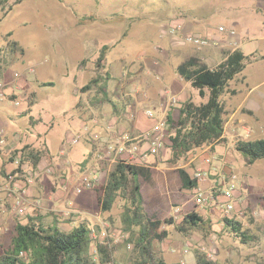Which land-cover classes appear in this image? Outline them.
<instances>
[{
    "label": "rangeland",
    "instance_id": "rangeland-1",
    "mask_svg": "<svg viewBox=\"0 0 264 264\" xmlns=\"http://www.w3.org/2000/svg\"><path fill=\"white\" fill-rule=\"evenodd\" d=\"M177 19L185 23L180 36L195 34L216 37L224 42L227 34L220 33V27L228 31L235 28L238 33L241 27L245 35L251 29L250 38L242 42L241 50L247 56L256 51L264 55V27H261L264 0H6L4 9H0V82L8 86L6 99L0 103V114L7 126L0 131L4 134L8 131L13 137L18 135L21 144L29 143L37 149L48 150L49 147L53 157L49 151L44 156L50 161L49 168L39 170L42 173L45 169H53L51 174L46 175L55 180L54 174L59 172L55 173L56 167L50 166L61 160L58 156L68 148L72 154L74 148H82L86 144L96 145L94 140L100 138H85L82 135L84 125L89 126L88 133L94 135L92 129L97 125L93 121L98 120L99 126L102 125L108 109L121 116L129 99L126 97L129 87L136 86V93L132 95L135 103H139V110H152L158 118L166 121L163 107L167 106L168 112H179L181 103L172 105L167 100L164 91L169 89L164 81L167 76L177 72L183 61H189V56L195 58L203 51L193 47H175L172 37L161 36V30L171 20ZM13 42L17 44L14 50L11 46ZM106 46L105 58L98 63ZM210 48L219 49L223 59L230 53V48L221 43ZM173 54H176V59L171 57L166 64L167 75L160 76L155 71L163 62L157 58ZM112 64L118 69L111 72ZM253 66L262 71L263 75L259 74L258 79L260 76L264 78V61ZM253 66H248V72ZM195 67L214 69L216 63L209 65L203 62ZM146 68L152 70L145 75L148 79L140 75H144ZM15 74L20 77L16 78ZM93 80H98V84L91 85L88 91L83 92L82 88ZM142 81L144 83L141 84ZM149 81L159 84L158 92L164 96L157 107L151 103L154 98L145 85ZM46 83H52V86H43ZM190 91V99L197 104L206 103L209 98V91L204 97L194 88H190ZM256 93L262 95L264 88L258 89ZM139 94L144 96V103ZM129 114L133 115L132 112ZM248 115L253 116L245 109L237 117L230 112L225 113L226 134L232 124H238L241 130L230 134V137L213 146L214 149L209 148L208 152L212 158L216 150L215 159L222 153V158L226 157L228 161L223 163L222 168L238 176L235 192L243 193L236 197V208L227 219L241 224L248 241L238 237L230 227L223 226L226 217L221 213L216 216L205 215L212 222L208 231L201 229L180 233L175 228L174 234L171 231L166 234L159 228L151 230L146 245L151 260H159L154 244L170 241L171 247L175 242L191 243L194 253L207 264H264V160L247 165L245 158L236 150L239 141L264 139V129H260L264 128V120L256 122L243 118ZM238 120L241 121L236 123ZM252 124L255 125L254 131L246 133L244 128L249 129ZM174 133L165 128L166 147L161 151L163 164L170 158V137ZM77 136L80 137L79 143L71 145V140ZM96 147L103 149L98 144ZM96 151L91 169L103 171L105 166L98 162L99 152ZM203 151L189 153L179 167L184 168L191 161L190 154ZM74 167L77 169V165ZM190 168L194 169L195 166L191 164ZM249 178L253 182L249 184L248 190L243 180ZM135 187L140 198V183L134 173V182L129 181L128 191ZM224 187L223 180L218 188L222 190ZM89 192L94 196L92 191ZM140 203L143 211V203ZM124 204L122 196L117 197L105 219L109 226L108 243L113 249L110 264L140 263L137 248L140 229L134 225L129 230L122 223ZM191 210V207L187 208V211ZM179 223L181 221H173V224L166 225L175 227ZM176 235L178 238L174 240L172 237ZM10 236L11 231L0 237V250L8 246Z\"/></svg>",
    "mask_w": 264,
    "mask_h": 264
},
{
    "label": "crops",
    "instance_id": "crops-1",
    "mask_svg": "<svg viewBox=\"0 0 264 264\" xmlns=\"http://www.w3.org/2000/svg\"><path fill=\"white\" fill-rule=\"evenodd\" d=\"M236 24L237 23L235 22V27ZM238 26L240 27L239 24ZM261 27H264V21L261 22ZM250 31L251 29H248L246 33L247 35H245L242 33L240 27V32L238 33L236 31L237 36L235 39L227 37L225 42L219 39L220 43L223 46L227 45L229 47L230 44H232L234 41H237V47L239 50H241L242 42L249 40L250 38ZM198 54L199 55L195 58L189 56L190 60L183 61L184 63L178 66L177 72H173L171 76H167V79L164 81V84H166V87L169 89V91L178 99L179 104H183L192 97L190 88L193 89L191 83L185 81L180 75L179 68L181 66L191 62V64H193L191 68L195 69L199 68L195 67L196 64L206 62L209 65L216 63L217 67L224 60L220 50L216 48L203 49V51L199 52ZM184 55L186 56V54ZM244 55L247 56L245 53ZM171 57L176 59V54L157 58L163 62L161 67H157L158 71H155L160 76L167 75L166 64L169 62ZM247 57H250L251 61H249L245 70L228 85L225 93L221 97V102L223 104L225 113L230 112L232 113V116L237 117L239 113H242V110L245 109L253 116L248 115L243 116V118L254 119L256 122H259L260 120H264V93L262 95H258L256 91L258 89L264 88V78L261 77L263 75L261 69H255L253 65L264 61V55H260L256 51ZM185 59H187V57ZM157 64L160 65L159 62ZM248 66H253L251 72H248ZM117 69L118 68L115 67L114 64L110 66L111 72ZM141 71L143 70H140L139 72ZM151 72L152 70H148L146 68V70H144V75H140L148 79V76L145 75ZM259 74H261L260 79H258ZM144 81H142L141 84L144 83ZM145 85L147 86L148 90H151V96L154 98L151 99L154 100L151 101V103L157 107L164 98V96L162 94L160 96L158 92L159 84L155 82L151 83L149 81ZM135 90V85L129 87L126 95V97L129 99L124 106V112L121 116H118L113 112V110L108 109L102 119L103 123L100 125L101 127L99 124H97V126L95 125L96 127L92 129L95 134L92 135L88 132L85 133V131L82 130V135L85 138H88L89 136L99 137L100 139L97 141L94 140V142L96 145L98 144L105 147L106 145L113 144L114 140H116V137L121 133L131 132L133 135H140L150 131L155 122L147 118L145 111L138 109L137 105H139V103H135V100L133 99L134 95H132V93H136ZM139 97L142 98V103H144V96L139 94ZM179 106L181 107V105ZM166 107L167 106L163 107V114L166 113L167 115L168 113H171V115L176 118L178 110L172 113L168 112ZM130 112L133 113L132 116H130ZM240 121L241 120H238L236 123H239ZM235 125L236 124H232L229 133L226 134L225 124L224 139L241 130L239 126H237L238 124L236 126ZM262 125H264V123ZM6 126L7 125L1 119L0 114V130L6 128ZM254 129L255 125L253 124L250 125L249 129L244 128L246 133L254 131ZM260 129L264 128L261 127ZM4 135L7 139V142L3 145H0V188L4 185H7L11 181V185L13 187L23 189L25 191L28 208L23 212L15 209L13 207V198H9L5 192H0V237L6 235L9 231H13L14 226L18 222L26 223L29 218L34 217L43 218V223H45L47 226H53L57 224L63 231H71L80 224H87L91 230L99 231L104 227V225H108V220H105L108 218V212L102 211L98 204L96 193L93 190L92 192L94 193V196H92L89 191H83L81 194L77 195L74 194L73 191V189H75V187L80 184L81 175L91 169L92 165L94 164V152H97L96 150H100L96 149L97 147L95 144H93V146L86 144L82 146V148H74L75 151H73L72 154L68 148L63 154L58 156L60 157L59 159H62L53 166H50L51 168L56 167L55 173L59 172L54 174L55 180H53L52 176L51 178L46 175L48 174L46 169L47 167L49 168L50 161L43 158L38 169L43 170L46 168L45 171L42 173L40 172V176L37 178L36 184L33 186H27L25 180L17 176V169L12 164V160L9 159V156L12 151L21 149L25 145L32 144H21L22 142L18 141L19 136L17 135L13 137V134H9L8 131H6ZM144 148H146V146ZM209 148L211 147H208L207 150L205 149L203 152L190 154L189 159H191V161L184 166L191 178H194L195 172L200 170L206 174L205 179L198 181V187L194 190H185L182 188V181L177 168L163 164L161 162L163 160L161 152L159 154L149 155L145 163H140V165L136 167L137 171L135 174L140 183V198H138V201L140 209V201L143 203V211L141 210V214L144 225L152 226L154 223L162 222V224H160L158 227L159 229H157L159 231H163V233L166 234H169L170 231L172 234H174L173 230H177H175L176 226L174 227V225H166L169 223H164V220L172 216L175 207H181L184 215L195 211L203 218H205V215L216 216L220 213L217 204L219 201L221 202L222 199L219 193L221 188H218V184L224 180V176H226L228 173L226 168H222L223 163H227L228 161L226 157L222 158V153H219L218 158L215 159L214 154L216 153V150L213 153L212 158L208 156ZM48 151L50 153L49 147ZM50 156H52L51 153ZM208 158L211 159V163L206 162V159ZM191 164L195 166L194 169L190 168ZM76 165L77 169L74 167ZM221 176H223V178ZM130 180L134 182V174L130 176ZM252 182L253 181L251 178L244 179L243 185L245 184L249 190V184ZM198 189L203 190L207 194H213V199L211 200L210 204L203 206L195 204V201H193V194L195 190ZM241 193L243 192H235V201L236 197H239ZM189 207L192 208L191 211H187V208ZM172 238L175 240L178 238V236L176 235ZM99 241L104 242L102 240ZM179 243L180 244L177 242L173 243L172 248L170 245L172 243L170 241H166L161 245L154 244L153 248L159 255V260L163 261L165 264H197V255L191 249V243ZM148 245H150V243H148ZM180 246L183 247L180 248ZM186 249H189L187 254L184 253V250ZM138 253L140 262L148 263V259L144 258L141 251ZM127 264L132 263L128 262Z\"/></svg>",
    "mask_w": 264,
    "mask_h": 264
},
{
    "label": "trees",
    "instance_id": "trees-1",
    "mask_svg": "<svg viewBox=\"0 0 264 264\" xmlns=\"http://www.w3.org/2000/svg\"><path fill=\"white\" fill-rule=\"evenodd\" d=\"M5 4L6 0H0V9H4ZM11 46L14 50L17 44L13 42ZM107 49V46L103 48L98 63L103 62ZM249 61L251 58L238 49L228 53L214 69L204 67L192 69L191 62L179 68L182 78L190 82L201 97L209 91L206 103L197 104L189 99L181 104L178 118H174L171 113L166 116V128L175 133L170 137V158L164 164L177 168L183 189L194 190L199 182L191 178L185 168L179 167L181 161L191 152L203 151L224 141L226 122L221 97L228 85L245 70ZM98 67H100L99 64ZM96 84L98 80H93L88 86L82 88V91L86 92L91 85ZM43 86H52V83H46ZM11 98L14 99V97ZM236 150L245 158L247 165H253L264 160V139L239 141ZM98 152V155H102L104 147ZM47 153L46 148L37 149L31 145H25L21 149L12 151L9 159L13 161L19 156L21 166L28 165L30 168L38 169ZM21 168L19 167L16 173L25 180L24 171ZM136 171V167L119 162L114 166L106 184L94 188L93 191L103 212L110 211L117 197L122 196L124 199L122 223L129 230L134 225L139 226L137 248L144 258L148 259V263L137 264H165L161 260H151L147 252L148 248L145 244L148 242L150 232L157 229L162 222L154 223L152 226L143 224L138 188L128 191L130 176ZM224 222L238 237L245 242L248 241V236L243 232L240 223L228 221L227 217L224 218ZM164 223L173 224V220L169 218L164 220ZM211 224L210 220H206L194 211L187 214L176 229L182 233L201 229L208 231L212 227ZM94 249H97V261L94 260ZM112 256L113 249L108 242L93 239L92 230L87 224H80L71 231H63L57 224L47 226L43 223V218L34 217L29 218L26 223L18 222L14 226L8 246L0 250V264H110ZM197 264L207 263L197 255Z\"/></svg>",
    "mask_w": 264,
    "mask_h": 264
},
{
    "label": "built area",
    "instance_id": "built-area-1",
    "mask_svg": "<svg viewBox=\"0 0 264 264\" xmlns=\"http://www.w3.org/2000/svg\"><path fill=\"white\" fill-rule=\"evenodd\" d=\"M185 23L182 20H171L166 27L161 30V36L166 37L170 36L173 38V45L175 47H193L197 49H204L210 47H216L220 45V40L216 37H203L195 34H186L180 36L181 31L184 28ZM220 33H226L229 38H236V31L234 28H231L229 31L224 28H219ZM238 42L234 41L230 44V53L238 50ZM16 78H19V74H15ZM7 84L0 82V103L6 99V89ZM164 96L167 100L172 103H178V99L169 91H164ZM18 105V102H16ZM146 116L149 120L154 121L152 129L146 133L140 135H133L131 132H124L119 134L114 140L113 144L107 145L104 147V152L102 155H99L98 162L103 163L105 168L103 171L89 169L86 173H83L80 177V184L76 187V194H81L83 191H92L98 185L104 186L109 179L112 167L117 163L121 162L129 166L137 167L140 163H145L147 158L151 154H159L166 147V136L165 128L166 122L163 119H159L154 111L147 110ZM95 125L99 124L98 120H94ZM83 130L88 132L90 130L89 126L84 125ZM96 139L97 136H92ZM80 137H74L71 140V145L75 146L79 143ZM5 135L3 131H0V145L5 144ZM146 146V148H144ZM207 163H211V159H206ZM12 164L16 169L22 167L25 175V183L27 186H33L40 176L39 169L30 168L28 165L21 166L20 157L17 156L12 161ZM47 172L51 174L53 169H48ZM20 177V174L16 173ZM206 174L200 170L195 172L194 178L198 181L204 180ZM13 179V177H12ZM225 187L219 191L222 201L218 202L217 206L219 212L225 216L230 217L234 212L236 201H235V191L237 190L238 176L233 172H228L224 177ZM11 181L0 188V192H5L9 198H13L14 205L13 207L21 212L25 211L28 208L25 191L18 187H13ZM213 199V194H207L203 190H195L193 194V200L197 205H208ZM186 215L181 207H175L172 216V219L175 222L182 221ZM109 226L104 225L100 231L92 230V238L95 240H102L108 242L109 239ZM109 244V243H108ZM131 248V245H128ZM189 249L184 250V253L187 254ZM210 257L211 254L208 253ZM94 260H98L97 249H94Z\"/></svg>",
    "mask_w": 264,
    "mask_h": 264
}]
</instances>
